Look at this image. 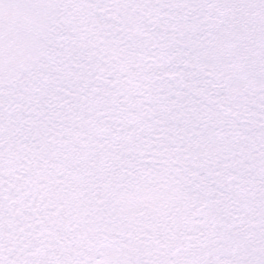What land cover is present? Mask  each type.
<instances>
[{
	"label": "snow or ice",
	"instance_id": "1",
	"mask_svg": "<svg viewBox=\"0 0 264 264\" xmlns=\"http://www.w3.org/2000/svg\"><path fill=\"white\" fill-rule=\"evenodd\" d=\"M0 264H264V0H0Z\"/></svg>",
	"mask_w": 264,
	"mask_h": 264
}]
</instances>
